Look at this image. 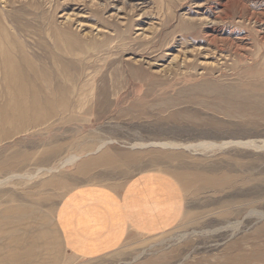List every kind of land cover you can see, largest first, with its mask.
<instances>
[{"label": "rangeland", "instance_id": "rangeland-1", "mask_svg": "<svg viewBox=\"0 0 264 264\" xmlns=\"http://www.w3.org/2000/svg\"><path fill=\"white\" fill-rule=\"evenodd\" d=\"M147 170L179 185L174 228L92 259L36 242L71 188ZM0 181L15 264H264V0H0Z\"/></svg>", "mask_w": 264, "mask_h": 264}, {"label": "crops", "instance_id": "crops-1", "mask_svg": "<svg viewBox=\"0 0 264 264\" xmlns=\"http://www.w3.org/2000/svg\"><path fill=\"white\" fill-rule=\"evenodd\" d=\"M183 215V196L174 176L163 170L141 171L121 184H83L68 190L53 213L50 236L36 242L49 251L92 259L116 250L130 234L170 230ZM1 252L0 264H15V256Z\"/></svg>", "mask_w": 264, "mask_h": 264}, {"label": "bare ground", "instance_id": "bare-ground-1", "mask_svg": "<svg viewBox=\"0 0 264 264\" xmlns=\"http://www.w3.org/2000/svg\"><path fill=\"white\" fill-rule=\"evenodd\" d=\"M29 78L32 80V81H35L36 77L35 75H31L29 76ZM22 90V89H21ZM60 101H62L60 99ZM65 101V100H64ZM46 102V101H44ZM60 103H63V102H60ZM67 104V103H66ZM46 106V105H45ZM49 106V105H48ZM47 106V107H48ZM46 109V108H45ZM48 109V108H47ZM47 115V114H46ZM48 116V115H47ZM44 118V116H43ZM108 142V141H107ZM106 141H103L101 142L98 146H97V150L100 149L102 146H104L105 143H107ZM232 142H235V141H231ZM247 142V141H246ZM236 143H240V144H243L242 141H236ZM152 145H156V146H160V147H184V148H194V149H209L210 147H214L215 146V149L216 147H218L219 145H222L224 143H221V144H217V143H214V142H198V143H176V142H152L151 143ZM135 146L138 145V146H149V144H146V143H135L134 144ZM226 145V144H225ZM134 146V147H135ZM137 147V146H136ZM190 148V149H191ZM220 148V147H218ZM211 149V148H210ZM213 149V148H212ZM211 149V150H212ZM80 158V156L76 153H72L70 155H67L65 158H63L60 163H59V167L62 168L64 166H67V165H70V164H73L75 161H77L78 159ZM55 170L57 169V167L55 168H47V171H50V170ZM12 176H15V175H12ZM22 176V175H21ZM27 177V176H26ZM7 179V178H6ZM1 182V181H0ZM1 232V231H0ZM2 233V232H1Z\"/></svg>", "mask_w": 264, "mask_h": 264}]
</instances>
